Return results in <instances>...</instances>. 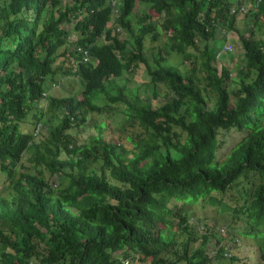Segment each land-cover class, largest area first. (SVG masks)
I'll list each match as a JSON object with an SVG mask.
<instances>
[{"label": "trees", "instance_id": "16d2710c", "mask_svg": "<svg viewBox=\"0 0 264 264\" xmlns=\"http://www.w3.org/2000/svg\"><path fill=\"white\" fill-rule=\"evenodd\" d=\"M247 1L0 0V264H251L245 241L264 264V0ZM230 30L234 70L210 42ZM147 38L161 42L153 65ZM139 64L144 97L115 81ZM65 74L81 97L49 92ZM105 110L133 148L71 130ZM197 202L227 214L226 232L198 231Z\"/></svg>", "mask_w": 264, "mask_h": 264}, {"label": "rangeland", "instance_id": "374dc122", "mask_svg": "<svg viewBox=\"0 0 264 264\" xmlns=\"http://www.w3.org/2000/svg\"><path fill=\"white\" fill-rule=\"evenodd\" d=\"M249 1L250 0H248L246 4L243 6L244 9L251 6V2ZM245 13L246 11L239 12L235 23V25L238 26L239 31L241 32L246 31L249 27L250 17L246 16ZM223 31L224 30L220 27L215 37H221V36L223 37L222 35ZM213 41L214 40L210 41L212 43L211 45L214 44V46H218V48H220L219 52L222 51L219 54L220 56L216 57L214 63L218 66V68H220L222 64H226L228 67L234 70L235 62L241 57L240 52H242L240 40L238 38V33L235 30H230L227 32V36L224 37V40L219 39V41H214V42ZM145 44H146V48H145L146 56L151 61L150 63L153 65L152 63L153 53L156 54L158 45L161 44V42L159 40L151 41L150 38H147L145 39ZM225 44L232 46L229 52L223 51L225 50L223 48ZM62 57L63 56L60 55L59 57L60 61ZM167 62L174 63L179 66L183 64L188 65L189 63L188 61L186 63H181L179 57L174 53L168 56ZM123 76H124V80H122L121 78H117V80L115 81L118 82L119 84H121V82L123 81V83L126 86V90L128 94H133L137 92L141 97H144L145 95L149 94V90H150L149 88L150 85L148 82L149 74L146 71L143 64H139L133 70V72L129 70L127 71L125 70ZM81 87L82 84L79 77L65 74L62 75L61 78L57 79L56 82L50 83V87L48 90L50 93L56 95L76 94L77 97H81V93H80ZM158 88L159 90H161V92L165 90V86L163 84H159ZM149 96L150 99L155 100L153 99L154 97H152L151 95ZM114 104H119V103L116 102ZM121 105L122 104H120L119 106ZM102 121H104L105 124L103 127H100L101 131H97L96 124L99 125V123ZM28 123L29 122H27L26 126H28ZM124 124L120 120V117H118L115 113L113 114L112 111L110 110L108 111L105 110L104 112L93 111L88 113L86 122L82 126L71 130L73 131L74 134H76L79 137L80 140L85 139L89 134L102 132V134L106 139L117 142L118 144H122L124 147L133 148V143L128 140L127 136L132 135V132H134V130H132L131 129L132 127H129L128 125H127L128 128L124 127ZM177 129L180 130V128ZM46 132H47L46 130H42L43 134H45ZM242 134L243 131L240 129L232 128L229 130H223V129L219 130L218 136L220 139V143L218 147V156L220 158L225 157L226 154L229 152L230 148L232 147V145L241 137ZM2 178L3 177L0 176V189L3 185ZM242 182H247V181L244 179ZM238 184L239 186H241V182H239ZM1 191L2 192L4 191V193L7 192L6 189L5 190L1 189ZM193 211H194L193 219L196 220L198 226L197 229L199 232L204 231L207 225L211 226L212 228L214 226L215 230H221L222 232H226L224 225L226 223V219L228 218L227 214L220 213L215 207L205 202H197L193 204ZM252 248H254V246L252 244L250 245V242L245 241L244 248L242 249L241 254L243 255L249 254V258H251V264H255L257 253H254V251H252ZM125 264H151V263L149 262V260L134 261L129 259V262Z\"/></svg>", "mask_w": 264, "mask_h": 264}, {"label": "built area", "instance_id": "2783aa9c", "mask_svg": "<svg viewBox=\"0 0 264 264\" xmlns=\"http://www.w3.org/2000/svg\"><path fill=\"white\" fill-rule=\"evenodd\" d=\"M225 47L226 48H229V49L231 48V46L230 45H227V44L225 45ZM127 262H128V260H125V263H127Z\"/></svg>", "mask_w": 264, "mask_h": 264}, {"label": "clouds", "instance_id": "9594fccd", "mask_svg": "<svg viewBox=\"0 0 264 264\" xmlns=\"http://www.w3.org/2000/svg\"><path fill=\"white\" fill-rule=\"evenodd\" d=\"M245 4H246V3H245ZM245 4H244V2H243V4H241V7L243 8V6H244ZM243 9H244V8H243ZM225 45H226V44H225ZM225 45H224V47H223L224 49L226 48Z\"/></svg>", "mask_w": 264, "mask_h": 264}]
</instances>
